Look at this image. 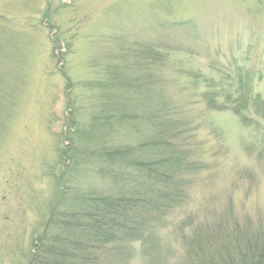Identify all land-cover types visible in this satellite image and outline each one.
Returning a JSON list of instances; mask_svg holds the SVG:
<instances>
[{"label": "rangeland", "instance_id": "rangeland-1", "mask_svg": "<svg viewBox=\"0 0 264 264\" xmlns=\"http://www.w3.org/2000/svg\"><path fill=\"white\" fill-rule=\"evenodd\" d=\"M149 51L168 58L148 66ZM116 73L130 83L142 76L132 113L151 107L197 165L187 200L157 225L163 259L183 254L182 220L264 229V104L242 119L205 98L221 103L242 88L264 100V0H0V264L26 263L45 229L53 176L78 191L104 187L98 165L72 171L57 151L66 118L87 125L103 102L91 87ZM153 133L129 125L108 142ZM135 252L127 264L143 263Z\"/></svg>", "mask_w": 264, "mask_h": 264}, {"label": "trees", "instance_id": "trees-1", "mask_svg": "<svg viewBox=\"0 0 264 264\" xmlns=\"http://www.w3.org/2000/svg\"><path fill=\"white\" fill-rule=\"evenodd\" d=\"M148 55V66L168 58L167 54L151 51ZM136 75L130 83L128 76L123 78L116 73L108 86L91 87L101 88L96 99L103 102L101 106L95 103V112L87 125H79L75 117L66 118L67 127L60 140L67 143L57 151L58 164L67 161L72 171L87 164L98 165L97 176L106 182L102 189L89 187L78 191L66 186L65 178L53 176L51 194L58 199L53 195L52 202L47 203L49 215L44 232L34 239L25 264H127L125 260L136 250L143 258L142 264H264L263 228L242 229L237 223L191 226L188 219L179 224L181 258L172 263L163 259L157 225L185 203L190 183L187 175L197 165L190 160L187 150L173 142L176 133L168 134L169 123L158 128L160 120L151 107L140 115L132 113L128 105L137 99L130 97L144 93L138 89L142 76ZM63 76L66 89L72 88L69 78ZM149 87L152 88L148 86L146 91L151 96ZM225 91L217 93L223 95ZM205 98L209 109H229L242 119V112L250 106L264 104L258 95L242 88L226 93L221 103L210 93ZM70 105L78 110L73 102ZM139 124L152 133L158 130L133 145L108 142L109 136L112 138L125 126L137 129ZM185 227H189L188 232Z\"/></svg>", "mask_w": 264, "mask_h": 264}]
</instances>
